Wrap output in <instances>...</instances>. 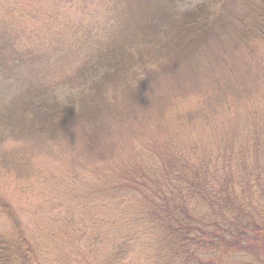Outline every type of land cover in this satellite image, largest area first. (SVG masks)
I'll return each mask as SVG.
<instances>
[{"label":"trees","instance_id":"trees-1","mask_svg":"<svg viewBox=\"0 0 264 264\" xmlns=\"http://www.w3.org/2000/svg\"><path fill=\"white\" fill-rule=\"evenodd\" d=\"M102 1L117 7L113 20L108 10L98 27L121 25L124 31L103 38V50L81 69L76 95L61 100L29 88L13 118L6 114L13 108L0 99V147L12 142L4 152L27 151L36 139H78L76 145L102 153L103 140L137 121L153 124L157 140L135 144L134 155L102 178L106 185H54L56 195L69 193L74 201L66 204V218L54 217V231L48 220L47 229L28 232L1 191L0 264H224L236 255L259 260L262 254L253 251H264V0H204L185 11H177L174 0H158L159 11L143 18L148 23L140 21L136 33L129 27L142 18L140 5H133L138 0ZM24 11L23 0H0V75L16 51L1 29ZM225 43L245 59L218 51ZM205 50L219 90L209 93L211 104L219 113L225 107L230 112L233 102L236 115L224 119L229 113L218 128L210 118L190 117L185 124L177 112L180 124L163 137L166 124L151 118L163 102L160 80ZM0 155L4 172L11 160Z\"/></svg>","mask_w":264,"mask_h":264},{"label":"rangeland","instance_id":"rangeland-1","mask_svg":"<svg viewBox=\"0 0 264 264\" xmlns=\"http://www.w3.org/2000/svg\"><path fill=\"white\" fill-rule=\"evenodd\" d=\"M83 1L86 2V0H23L27 12L24 11L21 19L11 20L8 30L1 29L13 43L10 44V48L17 51L15 53L12 51L14 55L12 54L10 60L11 66L4 67L0 75V99L5 101L8 107L13 108L6 112L11 118L17 114L15 112L20 108L29 88L36 90L38 94L53 93L61 100L76 95L75 86L79 85L77 79L81 78V72L89 64L88 60L94 58L99 50L102 51L104 44L108 42L103 38L105 36L112 38L124 31L121 25L106 27L103 24L98 27L108 10L112 13L113 20L116 3L106 5L101 0H87V4H84ZM174 1L177 11H185L204 0ZM137 3L140 5L139 13L142 18H138V23L129 27L133 33L138 31L140 21L148 23V20L143 18L149 19L150 15L159 11L158 0H138L133 5L136 7ZM81 21L83 24L77 25ZM71 25H75L76 32L74 29L68 30ZM87 31L90 34H86ZM226 43V46L218 48V51L225 50L228 58L230 53L233 54L230 59H245L244 53L229 50L231 43L228 45ZM202 52L199 60L179 67L176 73L168 69L160 80L159 94H162L163 102L158 110L152 111L154 114L151 118L159 124H166L167 130L163 137L172 132L173 125L180 124L178 113L185 118V124L189 122L190 117L200 121L210 118L214 125L220 122L218 128L224 126V119L236 115L233 102L229 106L230 112L226 107L219 113L214 110L215 105L212 106L209 93L215 92L218 95L219 90H216L217 86L211 79L214 73H210V69L206 68L209 65L210 57L207 59L209 53L206 50ZM69 80L72 83L68 82ZM231 112L233 113L229 114ZM225 116L227 117L224 118ZM153 131V124L148 122L142 125L141 121L134 123L130 129L125 128L123 131L116 129L112 141L105 142L102 139V153L96 152L98 148L90 151L76 145L81 143L78 139L59 140L55 143L36 139L37 146L33 150L9 149L4 152V149L13 145L12 142H8V145L0 147V154L11 160V164L4 167L7 171L2 172L4 159L0 155L1 195L15 207L28 232L39 228L36 226H43V230L47 229L46 222L49 221L51 225L54 223L51 226V230L54 231L58 227L54 217L59 220L66 218L69 212L66 210L68 206L66 204L74 202L70 199L72 194L67 193L68 197L56 195L54 185L61 186L69 182L71 188L76 184L73 189L77 190L93 184L106 185L102 178L110 176L117 165L124 163L130 154L134 155L132 150L135 144L146 142L148 145L157 140ZM181 131L182 129H179L176 132ZM20 170L25 173H20ZM37 189L41 195L32 193ZM65 190L67 191V188ZM56 206L58 213L54 214L52 210ZM9 217V214L6 215L7 220ZM3 222L6 220L3 219ZM46 234L49 235L47 230ZM254 240L258 244L262 243L258 238ZM253 252L262 254V258L255 260V257L236 255L224 264H264V251L257 249Z\"/></svg>","mask_w":264,"mask_h":264}]
</instances>
